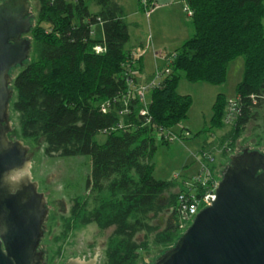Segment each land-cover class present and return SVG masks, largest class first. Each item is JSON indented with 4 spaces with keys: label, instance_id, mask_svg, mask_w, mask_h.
Returning a JSON list of instances; mask_svg holds the SVG:
<instances>
[{
    "label": "trees",
    "instance_id": "1",
    "mask_svg": "<svg viewBox=\"0 0 264 264\" xmlns=\"http://www.w3.org/2000/svg\"><path fill=\"white\" fill-rule=\"evenodd\" d=\"M186 1L194 32L174 51L171 72L149 92L148 115L128 96L130 82L139 83L131 68L138 71L142 57L132 58L127 47L131 23L120 0H92L96 11L87 0H39L32 59L13 80L12 108L22 138L42 140L50 156H91L86 188L94 205L77 197L59 240L91 223L102 231L113 227L103 264H137L143 251L154 245L163 246V253L182 234L180 195L188 179H157L153 161L159 145L171 143L160 128L173 129L188 117L193 100L178 92L181 78L221 84L230 62L245 59L237 118L226 122L228 99L219 95L210 129H228L216 140L205 139L203 152L222 148L229 158L264 104V0ZM97 24L103 39L95 35ZM97 44L106 50L97 53ZM101 134L104 142L97 140Z\"/></svg>",
    "mask_w": 264,
    "mask_h": 264
},
{
    "label": "water",
    "instance_id": "2",
    "mask_svg": "<svg viewBox=\"0 0 264 264\" xmlns=\"http://www.w3.org/2000/svg\"><path fill=\"white\" fill-rule=\"evenodd\" d=\"M29 10V0H0V264H46L49 257L41 239L50 205L30 171L34 153L9 136L12 73L33 52L32 39L24 36L33 29ZM242 147L230 155L211 205L152 264H264V152ZM26 159L31 182L10 195L3 174ZM101 255L70 256L65 264H97Z\"/></svg>",
    "mask_w": 264,
    "mask_h": 264
},
{
    "label": "rangeland",
    "instance_id": "3",
    "mask_svg": "<svg viewBox=\"0 0 264 264\" xmlns=\"http://www.w3.org/2000/svg\"><path fill=\"white\" fill-rule=\"evenodd\" d=\"M29 1L31 12L34 14V26L38 21L39 0ZM87 1L90 4L91 10L96 11L97 6L92 0ZM125 2L126 10L129 14V21L131 22V39L127 43V47L135 42V34L140 32L146 41L143 47H138V54L143 55V59L145 58L144 70H147L149 67L152 68V60L154 58L155 72L160 65L164 66V63L160 64L163 61L162 58L157 55V53L164 52L161 51L164 50L161 42H167L171 35L167 31L168 28L162 25L160 21L157 22V25L154 21L158 16L161 19L164 15H169V12L159 10L157 14H154L152 17V28L150 16L147 17L148 14L144 10L139 11L136 7L138 6L137 0H125ZM183 13L182 17H180L181 19L183 18L187 27L190 25L189 36H192L194 29L191 18L187 16L185 11ZM135 22L140 23L139 28L134 24ZM95 29L98 30L97 37L101 38L103 36L102 26L97 24L95 25ZM27 36L33 39L32 31ZM153 39L155 44H151V40ZM175 46L177 47L178 45H173L171 48H176ZM172 53L175 54L174 51ZM31 59L32 54L24 65L14 70L12 73L13 80L23 66L31 61ZM244 66L245 59L243 56L232 60L229 64L226 81L221 84H212L203 81L191 82L185 77L180 79L178 92L190 95L193 102L187 119L174 125L173 129L180 132L183 130V127H186L182 131L185 137L181 133V139L169 144L159 145L153 158L155 163L154 176L157 179L170 180L178 177L180 179L191 180L201 172L204 163H207L209 167L213 168V173L216 177L222 178V170L229 164L230 158L224 156L223 149L219 148L222 151L217 150L213 154L215 157L214 161L212 163L209 162L202 150L203 143L205 139L213 141L216 138L222 137L227 132L228 128L216 130V133H213L210 129L213 106L219 95H223L228 101L231 98L237 97L236 87L243 78ZM149 96L150 94H148ZM14 98L15 94L13 92L9 115V120L13 127L12 136L30 146V150L34 153L30 163V171L34 181L39 184V190L46 194L47 203L50 205L48 208L49 215L44 223L47 226V231L41 239V244H47L46 249H49V257H47L48 263L46 264H65L68 257H77V255H79L80 259L85 260L94 257L96 252L102 253L97 264H103L107 239L112 233L113 227L102 231L97 224L91 223L72 230L67 239L59 240L63 232L64 218L70 215L74 200L79 196L85 195L88 198L89 207L91 208L94 205V194L86 188V181L91 172V156H50L45 153V144L42 140L36 141L30 138H22L18 116L12 108ZM257 113V116L248 123L242 135L237 139L233 153L241 152L243 149L242 146L246 144L250 149H259L261 152H264V104L258 108ZM105 139L106 136L103 134L97 136L99 142H104ZM166 217L167 215L165 214L161 215V225L166 221ZM144 236V233H140L137 238L141 241ZM163 249V246L157 247L152 245L150 251H143L137 264L154 263L162 254Z\"/></svg>",
    "mask_w": 264,
    "mask_h": 264
},
{
    "label": "built area",
    "instance_id": "4",
    "mask_svg": "<svg viewBox=\"0 0 264 264\" xmlns=\"http://www.w3.org/2000/svg\"><path fill=\"white\" fill-rule=\"evenodd\" d=\"M144 11L148 14L151 10L155 8V4L151 0H139ZM184 11L186 14L191 17L193 15V10L190 8L186 0H184ZM94 50L97 53H103L106 50V47L103 44H97L94 46ZM132 58H140L142 55L138 54V49H134L131 53ZM175 56L172 52H162L160 57L164 62V66H160L153 74V77L147 82H135L131 81V89L129 90L128 96L132 98H137L140 103L145 107L141 110V114L148 115L147 105L149 102L148 94L151 89L160 85L161 80L171 72V62ZM132 73L138 75V71L135 68H131ZM102 110H107V104L102 105ZM239 113L238 101L237 98H231L227 104V111L225 120L227 123H233L237 118ZM148 121H151V117L148 116ZM180 132H177L174 129H164L160 128V132L163 133L165 138L170 142L181 139L182 131L185 130V127L182 128ZM184 134V133H183ZM185 137V134H184ZM183 137V139H184ZM222 151V149H217ZM204 151L206 159L212 163L215 157L212 158L214 153L217 151ZM221 177L218 178L213 173V168L209 167L207 163H204L202 170L199 174L193 177V179L185 182V192L180 195V210H181V230L184 232L187 227H189L197 213L211 205L214 198H216L217 188L219 186ZM209 199V200H208Z\"/></svg>",
    "mask_w": 264,
    "mask_h": 264
},
{
    "label": "crops",
    "instance_id": "5",
    "mask_svg": "<svg viewBox=\"0 0 264 264\" xmlns=\"http://www.w3.org/2000/svg\"><path fill=\"white\" fill-rule=\"evenodd\" d=\"M151 1H153V4L156 5L155 8L153 10H151L150 13H148V15H147V17L150 16V18H151V26H152V22H153V18L152 17L154 16V14H157V12H159V10H163V11L165 10L166 12H169V15L166 14L161 19H160V16H158V18H155V21H154V23L156 22V25H157V22L160 21L162 23V25H164V26H166L168 28L167 31H168L169 35H171V37H169L170 39L167 42L166 41L165 42H161L162 47L164 46L163 47L164 50H161V51H164V52L175 51L188 38L191 37V36H189L190 35L189 34L190 33V25L187 27V25H185V23L183 21V18L181 19L182 13L184 11V0H151ZM120 2L126 8L125 0H120ZM137 2H138V6H136V7L139 9V11L140 10L141 11L144 10L143 8H141L142 6H141L140 1L137 0ZM126 12H127V19L129 21L128 11L126 10ZM134 24H136L138 26V28L140 27V23L139 22H135ZM98 25L102 26L101 24H98ZM152 28H153V26H152ZM94 29H95V27H94ZM97 32H98V30L95 29L96 37H97ZM103 38H104V32H103V36L100 39H103ZM145 41H146V39L144 38V36H142V34L140 32H138V33L135 34V42L132 45H130L129 48L133 49V50L134 49L137 50L138 47H140V46L143 47L144 46ZM152 43H154V39L151 40V44ZM173 45H178V46L177 47L175 46L176 48H171ZM161 53H157V55L160 56ZM144 61H145V58L144 59L141 58V60L139 61V68H140L139 70L140 71H138L139 73L137 75L138 79H139V82H141V83L147 82L148 80H150L152 78L151 76L153 75V72L155 70L154 58L152 60V68L149 67L150 69L148 68L147 70H144V66H145ZM162 63H164V62L162 61L160 64H162ZM143 72H145V73H143ZM216 132H214V133H216Z\"/></svg>",
    "mask_w": 264,
    "mask_h": 264
},
{
    "label": "clouds",
    "instance_id": "6",
    "mask_svg": "<svg viewBox=\"0 0 264 264\" xmlns=\"http://www.w3.org/2000/svg\"><path fill=\"white\" fill-rule=\"evenodd\" d=\"M31 182L27 159L22 167H12L3 174V184L8 187L10 195H16Z\"/></svg>",
    "mask_w": 264,
    "mask_h": 264
},
{
    "label": "flooded vegetation",
    "instance_id": "7",
    "mask_svg": "<svg viewBox=\"0 0 264 264\" xmlns=\"http://www.w3.org/2000/svg\"><path fill=\"white\" fill-rule=\"evenodd\" d=\"M29 4H30V1H29ZM30 13L32 14V12H31V8H30ZM34 15V14H33ZM33 19H34V17H33ZM33 19H32V21H33ZM25 37H28L27 36V34L26 35H24ZM32 41H33V39H32ZM33 44H34V41H33ZM9 136H10V138L12 139V140H16V138L15 137H13L12 136V131L11 132H9ZM31 151V150H30ZM46 195V194H45Z\"/></svg>",
    "mask_w": 264,
    "mask_h": 264
}]
</instances>
